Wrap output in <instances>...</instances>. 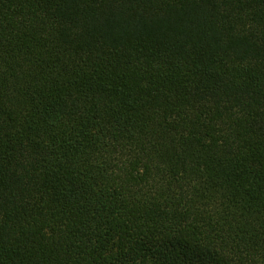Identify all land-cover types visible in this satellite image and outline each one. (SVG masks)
Wrapping results in <instances>:
<instances>
[{"label":"trees","instance_id":"1","mask_svg":"<svg viewBox=\"0 0 264 264\" xmlns=\"http://www.w3.org/2000/svg\"><path fill=\"white\" fill-rule=\"evenodd\" d=\"M0 264H264V0H0Z\"/></svg>","mask_w":264,"mask_h":264}]
</instances>
